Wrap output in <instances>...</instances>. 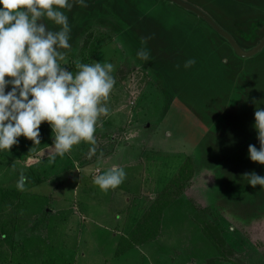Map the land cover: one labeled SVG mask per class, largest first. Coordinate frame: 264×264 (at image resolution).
Listing matches in <instances>:
<instances>
[{"label": "rangeland", "instance_id": "obj_1", "mask_svg": "<svg viewBox=\"0 0 264 264\" xmlns=\"http://www.w3.org/2000/svg\"><path fill=\"white\" fill-rule=\"evenodd\" d=\"M99 1L91 9L107 7ZM120 1L125 4L121 6L135 4L147 18L162 16L178 31L175 25L182 21L201 45L207 36L213 37L207 24L168 0ZM184 1L231 31L235 7L228 1L216 8ZM218 9L224 10V19L215 13ZM116 18L100 15L86 21L78 46L69 43L68 49L58 48L64 54L58 63L73 74L78 72L77 62L114 65L116 83L103 102L109 113L95 125L96 154L90 158L93 145L81 141L63 156L57 155L55 133L47 122L40 125V144L0 149V194L19 190L21 172L27 177L25 209L14 208L10 218L15 240L34 246L31 264L44 258L73 264H264V187H252L244 177L250 173L244 168L251 160L248 146L257 150L261 146L253 114L264 109V50L242 58L243 69L236 70L241 73L233 83L225 79L222 63L214 56L167 74L137 55L140 47ZM38 23L46 28L56 25L46 16ZM201 89L226 96L227 109L205 121L194 115L181 96L186 99ZM10 90L9 84L5 91ZM187 158L194 172L180 197L165 210L159 237L138 247L124 242ZM232 165L241 170L239 175L233 176ZM113 166L122 168L126 178L117 188L103 191L94 179ZM255 173L264 177V165Z\"/></svg>", "mask_w": 264, "mask_h": 264}, {"label": "clouds", "instance_id": "obj_2", "mask_svg": "<svg viewBox=\"0 0 264 264\" xmlns=\"http://www.w3.org/2000/svg\"><path fill=\"white\" fill-rule=\"evenodd\" d=\"M79 3L87 6L84 0ZM0 5V149H11L20 136L40 144V125L47 122L55 133L57 155L63 156L74 145L86 141L93 145L89 150L91 158L97 152L95 125L100 116L109 113L103 102L116 83L114 65L77 62L78 72L73 74L58 63V58L64 59L58 48L70 47L68 18L60 11L71 10L69 0H0ZM45 16L61 29L46 30L43 23H38ZM147 39L142 37V44ZM137 55L147 61L150 54L141 49ZM193 63L189 60L185 67ZM9 84L11 90L6 93ZM255 122L261 146L257 150L255 145H249L248 153L251 161L264 165V109L255 111ZM244 177L252 187H264V177L255 172L245 173ZM125 178V171L113 166L96 176L94 183L107 191L117 188ZM26 180L21 172L19 190L25 189Z\"/></svg>", "mask_w": 264, "mask_h": 264}, {"label": "trees", "instance_id": "obj_3", "mask_svg": "<svg viewBox=\"0 0 264 264\" xmlns=\"http://www.w3.org/2000/svg\"><path fill=\"white\" fill-rule=\"evenodd\" d=\"M70 1L73 2L74 0H69V3H71ZM103 1L107 4V7H105L106 9L103 7L101 11L99 9H91V7H97L100 3L99 0H84V4L87 5L86 7L81 6L79 0H76L74 4L71 3L72 8L71 10H68L67 13L64 11L66 8L60 9V11H62L68 18L70 26V44L73 43L77 46L79 45V36L81 37L84 33V31L80 30V28L82 29L84 27V23L86 21L100 15H103L104 17L114 16L118 19L117 24L119 27L127 32L129 37L140 47V49H145L149 52L150 55L148 62L154 68H157L162 72L168 71L167 74L174 73L176 71L179 72L178 67L184 65L189 60H193L194 63H196L204 60L205 57L211 60L214 56L222 63L221 70H225L223 76L226 77L225 79L229 83H233L235 76H240L241 72L237 73L238 71L236 72V70L239 69V71H241L243 69L241 68L243 63L242 58L235 53L226 39L218 34L206 21L194 13L189 12L175 4L177 7L202 20L209 26L210 29L213 30V37L211 35L207 36L206 40L201 42L202 45L199 41L196 42L190 37V30L189 28L182 26V21L175 25L180 29L178 31L176 28L173 29L169 27V24H165L162 20V16L158 15L157 17L147 18V15L143 14L140 9L135 8V4L131 3V6H121L123 3L120 0ZM217 1V4H211L210 0H197V2L204 8H208L210 6L216 8L219 5V2L222 3L224 1H228L232 8L235 7L234 12H232L231 31L225 30L234 37L243 50L246 51L253 49L264 39V0ZM79 7L82 10L81 12L77 11V8ZM102 12H106V14H102ZM215 13H218L220 15L219 17L223 19L226 16L223 9H218ZM160 14L164 15L165 13L162 10ZM60 29L61 26L59 25H49V28H46V30L49 31H59ZM142 37L148 38L146 44H142ZM203 45H207V48L209 47V49H204ZM99 49L100 47L97 48V50L92 51L97 52ZM253 71L255 72V75H257L259 67L256 69L253 68ZM228 77L232 80L230 81ZM251 82L255 83L254 78ZM187 92L190 94V90H187ZM250 96H253V94ZM181 98L183 99L187 109L191 110V112L197 117H201L203 121H205L207 117L209 118V116L216 117L228 107L227 97L217 95V91L212 94L207 90L201 89L198 90L195 95L186 97V99L182 96ZM252 103V100L248 101L247 106L250 108V111L252 109ZM254 116L255 115L253 114V117ZM24 138L26 137H18L17 144L29 146L33 143V141L29 139H27L29 140L28 142L27 140L24 141ZM224 161L227 162L228 160L224 159ZM262 166L263 165L258 162L250 160L246 163L244 168L246 171L251 173L255 172ZM231 168L234 174L233 176H237L241 173V170L237 169L235 165H232ZM193 172L194 164L191 162L190 158H187L183 162L178 173L170 180L156 199L153 200L151 205L145 210L137 224H135L127 237L124 238V242H129L132 247H138L159 237L165 210L174 204L180 197L182 187L189 180ZM23 195L24 193L21 190H5L2 195L0 194V264H31L29 260L31 256L36 253L35 249H33L34 246L31 247L32 245L28 246L26 242L21 240L17 242L15 240V224H13V219H10L13 216L12 212L14 208L21 209V211L25 209L26 204L23 202ZM21 211L18 212L17 219H20L19 215H21ZM12 225L14 229H12ZM73 263L74 262H66L52 258H44L40 262V264Z\"/></svg>", "mask_w": 264, "mask_h": 264}, {"label": "water", "instance_id": "obj_4", "mask_svg": "<svg viewBox=\"0 0 264 264\" xmlns=\"http://www.w3.org/2000/svg\"><path fill=\"white\" fill-rule=\"evenodd\" d=\"M177 6L194 13L204 21H206L218 34H220L224 39L228 41V43L231 45L235 53L240 58H250L258 55L264 50V39L253 49L251 50H243L240 45L237 43V41L234 39V37L227 32L224 28H222L210 15L202 11L201 9L197 8L196 6L184 1V0H168Z\"/></svg>", "mask_w": 264, "mask_h": 264}, {"label": "crops", "instance_id": "obj_5", "mask_svg": "<svg viewBox=\"0 0 264 264\" xmlns=\"http://www.w3.org/2000/svg\"><path fill=\"white\" fill-rule=\"evenodd\" d=\"M132 230V229H131Z\"/></svg>", "mask_w": 264, "mask_h": 264}]
</instances>
